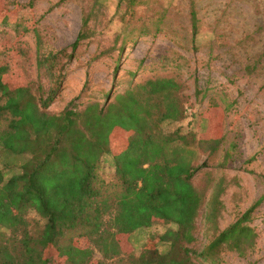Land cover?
I'll return each instance as SVG.
<instances>
[{
	"label": "trees",
	"instance_id": "trees-1",
	"mask_svg": "<svg viewBox=\"0 0 264 264\" xmlns=\"http://www.w3.org/2000/svg\"><path fill=\"white\" fill-rule=\"evenodd\" d=\"M139 2L118 0L129 10ZM89 16L82 17L72 51L89 37ZM8 18L0 17V26H8ZM188 19L194 40L193 6ZM26 55L20 46L0 45V158L6 157L0 168V264H54L50 252L59 264H100L95 252L102 264L123 258L129 264H228L223 253L243 256L254 246L255 233L245 223L263 197L207 245H197L195 223L206 191L194 184L201 167L194 163L192 146L211 155L224 135L196 142L180 128L164 132V123L186 118L181 83L173 77L148 78L113 99L107 94L102 103L79 109L78 95L50 113L63 79L56 68L58 54L38 51L36 80L16 85ZM43 77L55 86L45 88ZM115 129L126 138L119 153L112 151ZM230 157L228 149L220 165ZM109 160L113 174L105 181L101 173ZM219 195L218 190L212 202ZM32 213L43 221L36 236L28 221ZM155 224L170 227L148 239L137 257L123 250L120 237ZM78 239L85 244L77 245Z\"/></svg>",
	"mask_w": 264,
	"mask_h": 264
},
{
	"label": "rangeland",
	"instance_id": "rangeland-1",
	"mask_svg": "<svg viewBox=\"0 0 264 264\" xmlns=\"http://www.w3.org/2000/svg\"><path fill=\"white\" fill-rule=\"evenodd\" d=\"M139 1L129 10L118 0H0V17H9L8 26H0V45L20 46L27 53L20 59L14 82L23 85L25 80H36L38 51L57 53L56 68H61L63 79L47 109L56 113L78 95L82 109L102 103L107 94L113 99L144 79H176L183 85L186 118L164 123V132L180 128L196 142L224 135L222 145L211 155L192 146L194 163L201 167L194 184L206 191V203L195 223L197 245H207L263 197L245 223L255 233L254 246L243 256L225 252L223 260L264 264V0ZM191 6L197 18L194 40L188 19ZM85 13L90 14L89 37L72 51ZM41 81L45 88L55 84L44 77ZM111 145L116 153L125 148L123 132L114 130ZM228 149L231 157L221 166ZM5 162L2 154L0 168ZM101 174L105 181L111 180L110 160ZM28 221L36 236L43 221L33 213ZM168 227L155 224L120 237V243L125 252L137 257L148 239ZM84 244L78 239L77 245ZM49 256L59 264L55 252ZM93 258L102 264L99 253ZM103 264L129 263L123 258Z\"/></svg>",
	"mask_w": 264,
	"mask_h": 264
}]
</instances>
